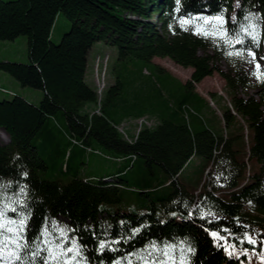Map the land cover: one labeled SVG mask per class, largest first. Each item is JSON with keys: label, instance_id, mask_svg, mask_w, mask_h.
<instances>
[{"label": "trees", "instance_id": "1", "mask_svg": "<svg viewBox=\"0 0 264 264\" xmlns=\"http://www.w3.org/2000/svg\"><path fill=\"white\" fill-rule=\"evenodd\" d=\"M61 15L71 25L56 43ZM19 36L29 60L0 70L43 96L34 103L0 86V264H259L264 87L243 68L264 45V0H0V43ZM99 42L117 48L101 101L86 79ZM156 58L191 68L190 80ZM151 66L166 78L145 75ZM216 72L231 95L219 120L226 130L198 112L206 101L195 85ZM239 88L258 97L237 98ZM147 116L158 124L132 142L117 129ZM90 153L119 165L87 174ZM197 157L204 183L194 188L180 179ZM123 191L144 195L148 211L112 208Z\"/></svg>", "mask_w": 264, "mask_h": 264}, {"label": "rangeland", "instance_id": "2", "mask_svg": "<svg viewBox=\"0 0 264 264\" xmlns=\"http://www.w3.org/2000/svg\"><path fill=\"white\" fill-rule=\"evenodd\" d=\"M69 20L61 15L58 23L54 27L52 38L54 42H59L65 31L70 28ZM209 29L214 34H221V24L219 22H212L208 24ZM28 39L27 36H19L13 41H2L0 43V62H19L25 63L28 59ZM117 59V48L109 45L105 42L96 43L89 53L88 67L86 72V79L88 83L94 87L98 88L99 93H102L106 88L115 81L114 79V69L113 65ZM153 63L160 65L174 78L182 83H186L190 80L193 70L191 68H184L176 64L170 59H154ZM218 68L222 71L227 72L229 70L228 65L225 62L217 64ZM244 73L248 77H259L262 76V83L257 81H252L254 85L259 83L264 87V45L263 48L255 53H249L247 55V62L243 68ZM149 72L155 76L158 81L159 77L166 78V74H160L153 70L152 66L145 71V75H149ZM0 86H4L9 90L16 92L17 95L25 98L28 101L39 103L43 92L38 89H34L28 86H22L14 77L9 73L0 70ZM196 92L205 99L206 104L198 109V112L202 116V119L206 124L212 128L227 129V125H221L219 120L223 117V110L227 106H230L231 95L229 94L226 81L220 76L219 73H215L212 77L204 79L200 84L195 85ZM237 98L247 99L249 97H258V89L255 88H239L238 91L233 93ZM2 96V94H0ZM218 117V120H217ZM147 121V127H153L158 124V120L155 117L147 116L144 117ZM142 120L137 121L133 119H128L123 122V127L127 135H136L139 125H143ZM146 125V124H145ZM122 130V129H121ZM0 137L4 141L5 133L0 130ZM201 159L197 157L191 165L182 174L181 181L186 182L188 185L194 188L201 186L204 183L202 179L201 169H199V164ZM116 165L118 162L104 157L103 155L90 153L88 156L87 165L84 167L85 173L95 174L97 176H102L116 170ZM252 171L255 172L259 169L257 162L253 161L251 163ZM167 189H163L152 193V198L156 199ZM122 200L119 203L111 204L114 209L121 208L126 211H135L138 213H144L148 210L141 208V202L146 199L144 195L131 191H123ZM149 199H146L148 201ZM150 202V201H149ZM160 217L165 220L167 216L163 214L160 210ZM264 217V216H263ZM230 250V247L227 246ZM264 253V249L262 251ZM264 255V254H263ZM259 264H264V257H260L257 261Z\"/></svg>", "mask_w": 264, "mask_h": 264}, {"label": "snow or ice", "instance_id": "3", "mask_svg": "<svg viewBox=\"0 0 264 264\" xmlns=\"http://www.w3.org/2000/svg\"><path fill=\"white\" fill-rule=\"evenodd\" d=\"M13 211H14V209H13ZM0 219H3V212H2V211H0ZM10 223H16V222H15V221H10ZM20 223L22 224L23 221H21ZM2 228H4V224L0 223V229H2ZM7 230L10 231V232L13 231V229H11V228H9V229H7ZM21 238H22V237H21ZM13 242H15V241H13ZM23 246H24V245H18V247H23ZM2 252H3V249L0 248V261L3 260ZM16 259L19 260L20 257L17 256Z\"/></svg>", "mask_w": 264, "mask_h": 264}, {"label": "built area", "instance_id": "4", "mask_svg": "<svg viewBox=\"0 0 264 264\" xmlns=\"http://www.w3.org/2000/svg\"><path fill=\"white\" fill-rule=\"evenodd\" d=\"M97 94H98L99 99H100V101H101L102 96H103V93H97ZM145 124H146V125H145ZM145 126H147V121H144V122H143V125H139V129L137 130L135 137H137V136L139 135L140 131H141L142 128H144ZM124 137H125L129 142H132V141H133V138H132L130 135H124Z\"/></svg>", "mask_w": 264, "mask_h": 264}, {"label": "bare ground", "instance_id": "5", "mask_svg": "<svg viewBox=\"0 0 264 264\" xmlns=\"http://www.w3.org/2000/svg\"><path fill=\"white\" fill-rule=\"evenodd\" d=\"M96 90H97V93H99L98 88H96ZM102 93H104V91H103ZM135 120H137V121L142 120V122H141L142 124H143L144 121H146V119H144V118H141V119H135ZM117 129L119 130L120 133H122L123 136H124V135H127L126 132H125V129H124V127H123V123H122L120 126H118ZM121 129H122V130H121ZM220 194H221V193H219L218 195H220ZM263 216H264V215H262V217H263ZM263 218H264V217H263ZM259 256L264 257V255H260V254H259Z\"/></svg>", "mask_w": 264, "mask_h": 264}, {"label": "crops", "instance_id": "6", "mask_svg": "<svg viewBox=\"0 0 264 264\" xmlns=\"http://www.w3.org/2000/svg\"><path fill=\"white\" fill-rule=\"evenodd\" d=\"M159 59V58H158Z\"/></svg>", "mask_w": 264, "mask_h": 264}]
</instances>
